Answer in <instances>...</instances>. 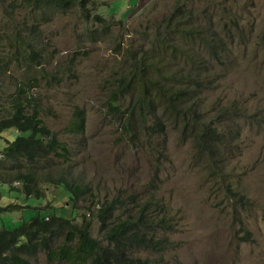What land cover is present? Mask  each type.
I'll use <instances>...</instances> for the list:
<instances>
[{"label":"rangeland","instance_id":"rangeland-1","mask_svg":"<svg viewBox=\"0 0 264 264\" xmlns=\"http://www.w3.org/2000/svg\"><path fill=\"white\" fill-rule=\"evenodd\" d=\"M12 1L0 0V121L27 96L48 128L71 148L72 157L29 165L37 168L41 198L13 190L23 187L19 181H0V206L16 204L0 212V229L30 220L39 213L36 206L60 207L75 222L90 215L92 234L100 239L94 215L103 202L121 196L131 207L126 201L134 197L140 204L159 200L174 224L165 234L171 247L163 252V264H264V0H95L88 9L93 16L100 14L103 24L88 20L78 8L40 11L12 6ZM187 1L195 25L229 35L231 52L226 64L211 66L216 84L201 103L203 115L215 124L217 113L229 109V116L216 124L222 129L229 125L233 135L228 146L232 142L234 148L223 165L214 161L222 159L215 151L198 152L194 135L183 133L182 121L170 122L163 138L133 143L121 138L122 128L109 115L114 77L126 70L132 53L149 48L156 31ZM33 36L37 46L28 47ZM17 39L23 42L22 53L15 49ZM195 43L182 44L176 70L186 71L189 60L206 59ZM77 107L87 113L84 135L69 134ZM13 135L8 131L5 137ZM5 146L0 139V151ZM69 174L93 193L70 200L54 177ZM24 202L31 207H18ZM31 259L49 264L44 251Z\"/></svg>","mask_w":264,"mask_h":264},{"label":"trees","instance_id":"trees-1","mask_svg":"<svg viewBox=\"0 0 264 264\" xmlns=\"http://www.w3.org/2000/svg\"><path fill=\"white\" fill-rule=\"evenodd\" d=\"M94 2L13 0L11 5L21 7L25 4L40 11L47 7L61 10L78 8L88 20L103 24L105 20L100 14L93 16L89 12V6ZM188 4L187 1L177 7L167 24L156 31L149 48L132 53L126 70L114 77L109 96V115L122 128L121 138L133 143L141 142L143 138H163L170 122L182 121L183 133L194 135L198 152L215 151L222 159L216 158L214 161L221 160L223 165L228 152L234 148L232 142L228 146V139L233 135L227 132L229 125L222 129L216 124L229 116V109L217 113L213 118L215 124L205 118L201 103L202 95L216 84L211 66L226 64L227 53L231 52L229 35L222 37L218 31H206L195 25L192 22L193 13L187 9ZM113 11L117 12V8L113 7ZM161 31L165 34L160 35ZM192 41L202 48L206 59L199 62L189 60L186 71L176 70L182 44L192 45ZM36 42L38 39L33 36L27 46H37ZM15 44L16 51L22 53L23 42L17 39ZM53 78L62 81L56 75ZM24 97H20L11 115L0 121V139L6 142L5 148L0 151V168L5 170L0 175V181L7 184L19 181L23 187L22 190L18 187V191L28 197L41 198L44 194L36 175L37 168L29 165H37L51 157L70 161L72 150L48 128L27 96V102L23 101ZM29 109H32L31 112ZM193 115L196 116V123ZM87 126L86 111L77 107L68 125L69 134L84 135ZM8 131L14 132L12 138L5 137ZM54 177L67 188L73 202L93 193L91 186L84 182L76 183L74 174L60 176V179ZM126 202L131 207L119 196L95 209L94 217L102 234L100 239L92 234L93 218L90 215L84 213L83 219L75 222V216L67 214L60 207L48 210L36 206L39 213L30 220L23 221L15 229L5 226L0 229V264H35L31 258L42 251L49 264H163V252L171 247V241L165 234L174 228L165 213L168 210L159 200L140 204L134 197ZM15 205L0 206V212ZM18 207L31 205L24 202ZM154 208L162 215L156 213ZM137 250L159 253L160 256L137 257L133 253Z\"/></svg>","mask_w":264,"mask_h":264},{"label":"bare ground","instance_id":"bare-ground-1","mask_svg":"<svg viewBox=\"0 0 264 264\" xmlns=\"http://www.w3.org/2000/svg\"><path fill=\"white\" fill-rule=\"evenodd\" d=\"M196 104V103H195ZM200 105V104H199ZM14 190V189H13ZM15 190H18L17 188L15 189ZM19 190H22V188L21 189H19Z\"/></svg>","mask_w":264,"mask_h":264}]
</instances>
